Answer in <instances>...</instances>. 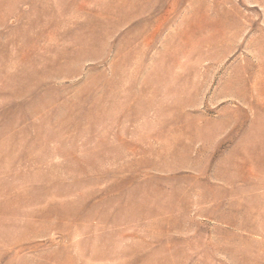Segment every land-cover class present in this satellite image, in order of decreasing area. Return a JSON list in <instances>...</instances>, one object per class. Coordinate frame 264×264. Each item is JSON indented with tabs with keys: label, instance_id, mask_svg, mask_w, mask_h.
Segmentation results:
<instances>
[{
	"label": "rangeland",
	"instance_id": "obj_1",
	"mask_svg": "<svg viewBox=\"0 0 264 264\" xmlns=\"http://www.w3.org/2000/svg\"><path fill=\"white\" fill-rule=\"evenodd\" d=\"M0 264H264V0H0Z\"/></svg>",
	"mask_w": 264,
	"mask_h": 264
}]
</instances>
